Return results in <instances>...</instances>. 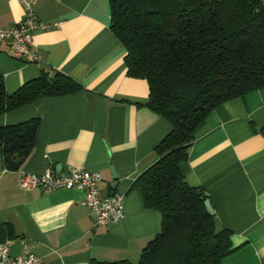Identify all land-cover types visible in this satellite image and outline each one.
<instances>
[{
  "label": "crops",
  "instance_id": "1",
  "mask_svg": "<svg viewBox=\"0 0 264 264\" xmlns=\"http://www.w3.org/2000/svg\"><path fill=\"white\" fill-rule=\"evenodd\" d=\"M24 1L30 0H0L1 29L20 24ZM33 10L39 21L61 25L34 32L39 63L13 57L8 42L0 41L7 92L56 72L82 90L41 97L0 116V127L40 119L35 147L18 171L4 167L0 147V236L13 241L12 256L36 253L43 264H138L162 218L145 206L135 183L160 158L156 148L172 125L145 106L147 81L127 74V51L111 30L110 0H39ZM263 129L261 89L217 107L182 166L188 185L203 190L222 228L232 232L233 252L222 264H264ZM71 168L98 172L101 196H124L125 217L95 228L84 190L21 187L24 173Z\"/></svg>",
  "mask_w": 264,
  "mask_h": 264
},
{
  "label": "trees",
  "instance_id": "2",
  "mask_svg": "<svg viewBox=\"0 0 264 264\" xmlns=\"http://www.w3.org/2000/svg\"><path fill=\"white\" fill-rule=\"evenodd\" d=\"M111 30L127 51L128 76L147 81L151 111L171 132L160 158L136 181L148 209L161 214L159 234L138 264H222L232 232H216L208 199L188 185L182 166L208 116L220 105L264 89V6L261 0H110ZM82 86L56 72L13 94L0 76V116L41 97L77 93ZM138 105H143L139 104ZM40 119L0 127L4 167L18 171L36 144ZM264 134V129L262 130ZM201 191V193H200Z\"/></svg>",
  "mask_w": 264,
  "mask_h": 264
},
{
  "label": "built area",
  "instance_id": "3",
  "mask_svg": "<svg viewBox=\"0 0 264 264\" xmlns=\"http://www.w3.org/2000/svg\"><path fill=\"white\" fill-rule=\"evenodd\" d=\"M39 0L24 1L25 15L23 20L13 28H0V41H6L13 57L26 64L39 63L43 53L34 48L35 31L50 30L60 23H45L39 21L33 10V4ZM101 175L86 169L71 168L66 173L55 174L47 170L43 175L23 174L21 187L24 190L39 188L45 193L59 189L79 188L86 192L83 204L91 209L94 215L95 228L119 222L125 217L124 196L112 195L103 197L100 194ZM13 241L0 242V264H43V257L36 253H26L14 257L10 253Z\"/></svg>",
  "mask_w": 264,
  "mask_h": 264
},
{
  "label": "water",
  "instance_id": "4",
  "mask_svg": "<svg viewBox=\"0 0 264 264\" xmlns=\"http://www.w3.org/2000/svg\"><path fill=\"white\" fill-rule=\"evenodd\" d=\"M115 179H116V178H115ZM200 193H201V191H200ZM205 206H206V210H207V212H208L210 215L214 216V222H215V229H216V232H220L223 228H222V226H221V224H220L218 218H217L216 215H215V210H214V208H213V206H212V204H211V201H210L209 199H206V201H205ZM5 241H6V236H5V235L0 236V242H5Z\"/></svg>",
  "mask_w": 264,
  "mask_h": 264
}]
</instances>
